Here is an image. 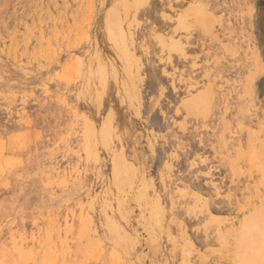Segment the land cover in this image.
<instances>
[{
    "label": "rangeland",
    "instance_id": "rangeland-1",
    "mask_svg": "<svg viewBox=\"0 0 264 264\" xmlns=\"http://www.w3.org/2000/svg\"><path fill=\"white\" fill-rule=\"evenodd\" d=\"M0 264H264V0H0Z\"/></svg>",
    "mask_w": 264,
    "mask_h": 264
}]
</instances>
